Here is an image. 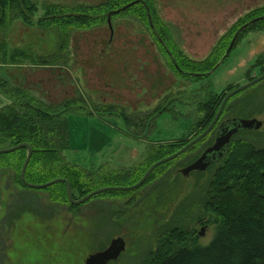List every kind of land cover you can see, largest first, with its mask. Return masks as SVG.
Masks as SVG:
<instances>
[{
	"label": "rangeland",
	"instance_id": "obj_1",
	"mask_svg": "<svg viewBox=\"0 0 264 264\" xmlns=\"http://www.w3.org/2000/svg\"><path fill=\"white\" fill-rule=\"evenodd\" d=\"M35 2L65 7L68 21L63 28H42L12 20L9 14L0 41L17 61L10 64L0 54V108L32 97L46 110L73 102L67 115L70 148L65 157L86 174V188L93 191L138 183L137 175L167 158L152 150L185 139L195 120L205 114L203 105L211 94L226 97L264 74V24L241 34L230 55L223 56L236 32L264 17L259 16L264 0ZM151 4L157 32L166 39L172 58L152 30ZM114 13L119 14L110 18ZM73 15L86 19L76 22ZM221 58L224 61L211 73L200 66ZM16 89L14 97L4 93ZM230 100L215 130L222 120L233 117L264 123V80ZM110 106L112 110H103ZM160 110L164 112L158 114ZM215 130L188 155L198 157L211 146ZM235 139L264 148V125ZM193 161L161 165L138 189L105 192L75 207L70 200H61V190L18 187L12 184L13 171L3 170L0 264H85L89 255L119 237L126 241V250L109 264H148L150 254L163 245L164 233L173 228L196 234L200 246L209 245L218 227L205 201L216 166L189 177L178 173ZM74 196L79 200L78 192ZM202 229L205 234L200 237Z\"/></svg>",
	"mask_w": 264,
	"mask_h": 264
},
{
	"label": "trees",
	"instance_id": "obj_2",
	"mask_svg": "<svg viewBox=\"0 0 264 264\" xmlns=\"http://www.w3.org/2000/svg\"><path fill=\"white\" fill-rule=\"evenodd\" d=\"M132 6L127 8L130 9ZM150 6L154 26L152 30L159 34L155 26L156 21H158L155 9L152 4ZM80 7L84 6H78L77 9H80ZM42 11L45 14L41 15ZM119 13H114L112 16ZM260 13L259 16L263 17L264 9ZM9 14H13L12 20L22 19L30 26H34L35 23L42 28H63L66 21H68L65 16V7L60 5L39 6L35 0H0V33L7 30ZM73 16H75L73 19L76 22L81 21L82 17L86 19V16L82 15ZM69 19L72 20V17H69ZM246 20L248 21V19ZM242 21L243 24L247 23L244 19ZM259 24H264V17L252 23L250 27L244 28L245 30L241 31L237 40L242 36L241 34L254 30V27ZM155 36L157 39L160 38L158 43L164 48L166 39L161 37L160 34ZM169 38H171L170 35ZM164 51L172 58L173 55L170 54L167 47L164 48ZM179 53L180 56L183 55L180 51ZM0 54L4 60L9 59L10 62L8 63L10 64H15L17 61L15 55L9 57L4 41H0ZM16 54L20 55V52ZM222 58L215 63H211L208 59L200 66L211 73L218 67L217 65L222 61ZM206 78L207 75L201 76L200 80ZM17 91L18 89L12 93H4L14 97ZM224 97L211 94L208 101L203 105L205 114L195 120L190 134L185 139L159 144L152 150V153L168 157L198 137L207 129L216 116ZM72 103L67 102L60 108L46 110L41 107L43 106L41 101H37L36 98L32 97L28 102L18 101L16 103L14 101L7 108H0V149L27 143L31 146L33 152L26 171L27 182L41 185L63 178L71 183L73 193L78 192L77 199H80L93 192V190L88 185L86 188V174L67 162L65 157L66 151L70 148L67 115L73 110L72 106L74 104ZM107 108L103 110L113 109L111 106ZM227 108L228 105H226L224 112ZM162 112L164 111L160 110L157 113ZM122 115L128 123L133 124V119L130 116L127 114ZM221 117L223 118L224 115ZM210 135L209 133L205 139L185 154L166 164H175L183 160V163H190L195 160L197 154L192 157L188 154L195 152ZM236 140L230 145L226 156L212 166H216V170L210 182L211 192L209 197L206 198L205 204L215 216L214 223L218 227L215 238L209 245L200 246L196 234L192 235L184 229L173 228V230L164 233L166 236H164L163 245L161 247L157 246L155 252L150 254L151 260L148 264H264V148L256 147L247 141ZM238 144L241 146L239 145L240 147L235 151ZM26 157L27 149L0 155V176L3 170L10 169L13 171L14 182L12 184L30 189L21 180V171ZM145 173L142 172L136 178L141 180L140 178ZM152 174L150 177L153 176ZM46 189H54V192L61 190V200L69 202L67 186L64 183ZM54 202H56V199H54Z\"/></svg>",
	"mask_w": 264,
	"mask_h": 264
},
{
	"label": "water",
	"instance_id": "obj_3",
	"mask_svg": "<svg viewBox=\"0 0 264 264\" xmlns=\"http://www.w3.org/2000/svg\"><path fill=\"white\" fill-rule=\"evenodd\" d=\"M109 16L111 18L112 15H109ZM109 25L112 29L110 21H109ZM240 33H241V31L236 34L235 38L233 39V41L231 43V46L229 47L228 51L224 55V58L228 57L229 54L232 52V49H233ZM222 61H224V59H222ZM222 61H220L219 65L222 63ZM263 80H264V74L261 77H258L256 79L252 80L251 82H248L245 85L238 87L237 89L228 93L226 95V97L223 99L221 106H220V109H219L215 119L213 120L211 125L203 133H201L198 137H196L195 139L190 141L185 147H183L182 149H180L179 151H177L173 155H171V156L157 162L156 164H154L145 173V175L142 177V179L137 184H135L131 187H105V188L93 191V192L89 193L88 195L84 196L83 198L76 200L74 198L73 187H72L71 183L66 179L58 178V179H55L53 181H50L48 183L41 184V185L31 184V183L27 182L26 171H27V168H28V165L30 163L32 153H33L31 146L28 145L27 143H23V144H20V145H17L15 147L8 148V149H1L0 155L13 153V152H16V151L21 150V149H27V157H26V160L24 162V165H23L22 171H21L22 182L30 189H46V188H49L53 185H56L59 183H64L67 186V192H68L69 200L72 203V205H74V206L82 205L85 202L89 201L94 196H97V195L105 193V192H115V191L126 192V191H130V190H135V189L140 188L148 180L151 173L156 168H158L159 166L164 165L170 161L177 159L182 154H184L187 150H189L194 145H196L199 141H201L204 137H206L207 134H209L210 131H212V129L218 123L226 104L228 103V101L233 96H235L236 94L250 88L251 86L258 84L259 82H261ZM228 123H232V126H233L232 130H229L227 133L222 131L221 135L216 139V143L211 148L207 149L204 152V154L198 160H196L194 163H192L191 165L187 166L186 168H184L180 171L183 176L189 177L193 172H206L212 164L220 162L224 158V155H225V153H226V151H227V149L231 143V139H232L233 135H235L239 130H252V129L258 130L262 127V122L259 120H256V119L233 120L232 122H228ZM204 234H205V229H202V231L200 233V237H203ZM125 250H126V241L122 237L113 239L111 241V243L109 244V246L105 250L94 253L92 255H89V257L86 259L85 264H109L110 262L117 261L121 257V255L125 252Z\"/></svg>",
	"mask_w": 264,
	"mask_h": 264
},
{
	"label": "flooded vegetation",
	"instance_id": "obj_4",
	"mask_svg": "<svg viewBox=\"0 0 264 264\" xmlns=\"http://www.w3.org/2000/svg\"><path fill=\"white\" fill-rule=\"evenodd\" d=\"M252 119H256V120H258L257 118H248V119H238V118H235V117H233V118H229V119H226V120H222L219 124H218V126H217V129L215 130V133H214V142L212 143V145L211 146H209V147H207L205 150H203L202 151V153L196 158V160H198L203 154H204V152L207 150V149H209V148H211L215 143H216V139L221 135V133H222V131H224L225 133H227L229 130H232V128H233V126H232V123H228V122H232L233 120H252ZM260 121V120H259ZM262 122V127H263V125H264V123H263V121H261ZM223 125V126H222ZM262 127L260 128V129H262ZM215 129V128H214ZM260 129H258V130H260ZM255 130H257V129H252V130H239L235 135H233V137H232V139H231V143H230V145L232 144V142L235 140V137L236 136H238V135H240L242 132H244V131H255ZM230 145H229V147H228V149H227V151H226V153H225V155H224V157L226 156V154H227V152H228V150H229V148H230ZM195 160V161H196ZM195 161H193L192 163H194ZM191 163V164H192ZM191 164H189V165H191ZM188 165V166H189ZM214 164H212L210 167H212ZM209 167V168H210ZM186 168V167H185ZM209 168H208V170H209ZM184 169V168H183ZM182 169H179V171H178V173H181L180 171H181ZM207 170V171H208ZM197 173H199V172H197Z\"/></svg>",
	"mask_w": 264,
	"mask_h": 264
},
{
	"label": "bare ground",
	"instance_id": "obj_5",
	"mask_svg": "<svg viewBox=\"0 0 264 264\" xmlns=\"http://www.w3.org/2000/svg\"><path fill=\"white\" fill-rule=\"evenodd\" d=\"M152 173H153V172H152ZM152 173H151V174H152ZM136 184H137V183H136ZM134 185H135V184H134ZM132 186H133V185H132Z\"/></svg>",
	"mask_w": 264,
	"mask_h": 264
}]
</instances>
